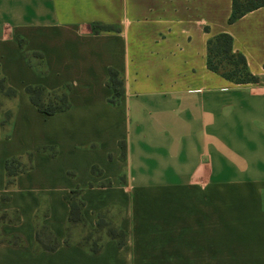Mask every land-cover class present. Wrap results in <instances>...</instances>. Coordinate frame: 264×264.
<instances>
[{"label":"crops","instance_id":"obj_1","mask_svg":"<svg viewBox=\"0 0 264 264\" xmlns=\"http://www.w3.org/2000/svg\"><path fill=\"white\" fill-rule=\"evenodd\" d=\"M231 7L0 0V75L16 90L0 108L11 112L5 125L0 115V264H264V6L228 23ZM221 32L256 81L207 67ZM110 68L123 80L117 103ZM30 84L67 86L69 107L39 111ZM28 153L7 187L5 161ZM75 188L91 226L99 210H121L122 245L64 242ZM38 223L54 249L37 243Z\"/></svg>","mask_w":264,"mask_h":264},{"label":"trees","instance_id":"obj_2","mask_svg":"<svg viewBox=\"0 0 264 264\" xmlns=\"http://www.w3.org/2000/svg\"><path fill=\"white\" fill-rule=\"evenodd\" d=\"M264 6V0H232L231 12L228 18V23H233L238 18ZM109 26L103 24H94V31L108 29ZM19 45H22V40L18 39ZM37 56L39 54L33 53ZM207 67L222 77L236 83L244 84L256 81L248 70L247 62L243 54L233 51V38L226 32L218 33L207 40ZM43 73V70H39ZM107 85L113 90V94L109 101L117 103L123 92V80L121 75L114 69L108 70ZM68 87L63 86L58 89L49 90L40 84H30L25 87L30 102L41 112L51 115L62 112L69 107ZM16 95V90L9 86L5 77L0 75V96L5 98H13ZM1 124L5 125L11 118L10 111H0ZM54 153V152H53ZM32 153H28L25 157H12L5 161L6 185L7 187L13 183L14 177L31 167ZM25 159L27 163H25ZM93 172L95 168L92 169ZM69 205V213L66 227V236L64 242L66 244H77L84 247L92 253H96L101 249L103 242L110 238L115 239L119 245L125 242V232L119 224V219L122 212L118 208L106 207L98 211L96 221L93 226L89 225L83 215L84 202L80 198V189L75 188L71 191V195L67 199ZM117 210L119 214L118 220L115 222L111 215L112 210ZM6 213L0 214V221L5 220ZM78 230L74 238L73 230ZM37 243H41L44 249H54L58 242L49 230L43 224L38 223L36 229ZM46 241L48 245L43 244Z\"/></svg>","mask_w":264,"mask_h":264},{"label":"rangeland","instance_id":"obj_3","mask_svg":"<svg viewBox=\"0 0 264 264\" xmlns=\"http://www.w3.org/2000/svg\"><path fill=\"white\" fill-rule=\"evenodd\" d=\"M36 60V59H35ZM6 99H5V97H3V96H0V108H4L5 106L7 107L8 106V103L5 101ZM6 102V103H5ZM25 163H27V160L25 159ZM111 215L113 216V218H114V221L116 222L117 220H118V218H119V214H118V212H117V210L115 209V210H112L111 211ZM73 233H74V238L76 237V234L77 233H79V231L78 230H73Z\"/></svg>","mask_w":264,"mask_h":264}]
</instances>
